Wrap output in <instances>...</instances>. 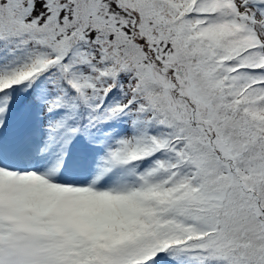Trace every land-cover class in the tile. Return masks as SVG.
I'll return each mask as SVG.
<instances>
[{
  "label": "snow or ice",
  "instance_id": "1",
  "mask_svg": "<svg viewBox=\"0 0 264 264\" xmlns=\"http://www.w3.org/2000/svg\"><path fill=\"white\" fill-rule=\"evenodd\" d=\"M0 264H264V0H0Z\"/></svg>",
  "mask_w": 264,
  "mask_h": 264
}]
</instances>
